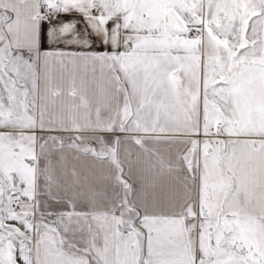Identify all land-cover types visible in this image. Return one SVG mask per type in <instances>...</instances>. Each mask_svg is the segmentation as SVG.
<instances>
[{
    "label": "snow or ice",
    "instance_id": "1",
    "mask_svg": "<svg viewBox=\"0 0 264 264\" xmlns=\"http://www.w3.org/2000/svg\"><path fill=\"white\" fill-rule=\"evenodd\" d=\"M0 264H264V0H0Z\"/></svg>",
    "mask_w": 264,
    "mask_h": 264
}]
</instances>
